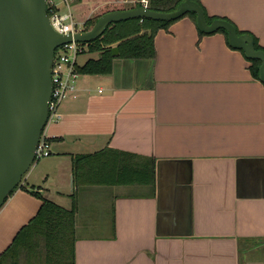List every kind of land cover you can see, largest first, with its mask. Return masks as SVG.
<instances>
[{
	"label": "crops",
	"instance_id": "crops-1",
	"mask_svg": "<svg viewBox=\"0 0 264 264\" xmlns=\"http://www.w3.org/2000/svg\"><path fill=\"white\" fill-rule=\"evenodd\" d=\"M133 1L68 0L79 23ZM199 2L264 50V0ZM155 50L153 63L116 59L109 75L79 73L77 98L44 130L51 155L0 209V264L64 260L42 235L36 252L6 254L44 203L34 192L67 210L75 201L74 264H264L253 255L264 250V83L225 34L202 36L187 16L158 31ZM88 52L78 67L99 57ZM108 149L134 155L143 182L74 173L77 157Z\"/></svg>",
	"mask_w": 264,
	"mask_h": 264
},
{
	"label": "water",
	"instance_id": "water-1",
	"mask_svg": "<svg viewBox=\"0 0 264 264\" xmlns=\"http://www.w3.org/2000/svg\"><path fill=\"white\" fill-rule=\"evenodd\" d=\"M196 14V26L205 34L225 30L231 47L250 60H259V80L264 83V50L257 49L251 34H239L222 18L208 22L205 9L184 0L172 12H158L138 4L135 8L108 12L91 29L74 35L54 30L46 0H0V209L20 187L36 163V150L49 122L53 92L52 66L56 49L72 41L89 44L113 23L129 19L175 21ZM119 48H113V56ZM133 63L134 60H126ZM153 63L154 60H137Z\"/></svg>",
	"mask_w": 264,
	"mask_h": 264
},
{
	"label": "trees",
	"instance_id": "trees-1",
	"mask_svg": "<svg viewBox=\"0 0 264 264\" xmlns=\"http://www.w3.org/2000/svg\"><path fill=\"white\" fill-rule=\"evenodd\" d=\"M183 1L149 0V6L154 11L172 12ZM194 1L199 2V0ZM186 16L196 22L195 13H188L183 17ZM97 20L98 17L88 20L85 24L86 29H90ZM178 20L164 22L136 18L111 24L100 38L88 44L89 52L99 53V57L97 59H90L84 66L78 67V72L87 75H109L113 71L114 61L116 59L154 60L156 57L155 37L158 31L162 29L167 30ZM207 20L211 22L214 18L207 17ZM218 32L225 34L227 37L225 30H219ZM238 32L239 34H244L243 32ZM200 34L202 36L207 35L201 31ZM116 46L119 48V54L113 56V48ZM255 46L257 49H262L257 40H255ZM248 60L252 64V74L258 79L261 62L259 60ZM82 164L88 168L82 170ZM142 166L134 155L108 149L99 154L77 157L74 163V169L76 168L77 171L75 170L74 173L79 177L80 175H87L86 180H92V183H95L94 177H96L102 178L103 180L100 182L104 184L126 185L143 182V170L145 169ZM34 194L42 199L44 203L37 216L24 229V232H22L23 239H19L21 234H18L13 245L15 249L13 250V246V248L10 247L6 254L9 252L11 254L16 253L17 246L21 247L24 239H30L32 234H34V237L43 235L46 239V247L51 252L60 253L64 256V260L60 262L56 260L53 264H74L72 242L75 240L74 223L77 213L75 201L72 209L67 210L48 199L42 198L37 192H34ZM68 241L70 242L69 245L71 244V249L66 251V248L69 247ZM57 246L59 248L58 250L56 249Z\"/></svg>",
	"mask_w": 264,
	"mask_h": 264
},
{
	"label": "built area",
	"instance_id": "built-area-1",
	"mask_svg": "<svg viewBox=\"0 0 264 264\" xmlns=\"http://www.w3.org/2000/svg\"><path fill=\"white\" fill-rule=\"evenodd\" d=\"M133 2L141 4L144 8H150L149 0H134ZM46 4L52 27L59 34L74 35L87 30L86 22L79 23L74 19L68 0H46ZM62 4L66 6V11L62 10ZM87 49L88 44L76 41L62 44L56 49L52 66L53 92L49 102V122L61 119L59 107L62 102L69 98H77L78 61ZM50 155V143L43 135L36 150V161Z\"/></svg>",
	"mask_w": 264,
	"mask_h": 264
},
{
	"label": "rangeland",
	"instance_id": "rangeland-1",
	"mask_svg": "<svg viewBox=\"0 0 264 264\" xmlns=\"http://www.w3.org/2000/svg\"><path fill=\"white\" fill-rule=\"evenodd\" d=\"M74 6V3H71V7ZM127 6V5H125ZM122 7V6H121ZM64 11H66V7L63 9ZM103 10H100L96 13V16H99L100 13H103L102 12ZM102 15V14H101ZM94 18H97V17H94ZM89 50V47L87 49V51ZM92 55L89 54V52L87 53V55H85L84 59H87V58H90ZM35 233V232H34ZM43 236V235H42ZM34 234H32V237L30 239H28V241L26 242V244L24 246H21L20 248H24L25 246L29 247L32 251V253L36 252V248L39 246V243L36 242V238L34 237ZM41 242V241H40ZM37 246V247H36ZM59 246V245H58ZM69 250V247L66 248V251ZM253 255L254 257H260V258H263L264 259V250H260L258 252H253ZM35 257L37 258L38 256L35 254Z\"/></svg>",
	"mask_w": 264,
	"mask_h": 264
}]
</instances>
